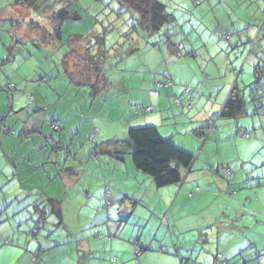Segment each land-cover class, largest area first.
Listing matches in <instances>:
<instances>
[{
  "label": "rangeland",
  "instance_id": "obj_1",
  "mask_svg": "<svg viewBox=\"0 0 264 264\" xmlns=\"http://www.w3.org/2000/svg\"><path fill=\"white\" fill-rule=\"evenodd\" d=\"M41 1L15 4L13 0H0V115L4 116L3 126L15 133H4L0 129L3 141L8 142L9 138L13 142V137L17 138L18 128L28 119L35 126L40 125L42 114L32 111L36 104L32 99L36 96L35 102L44 97L50 105L44 118L58 102L72 106L68 111L76 114L75 119H68L69 127L63 124L65 129L62 128L60 132H48L46 141H51L52 134L64 136L63 132H67L72 134V138L83 139L81 144L85 145L79 148H91L94 143L110 136H124L130 127H141L142 117L158 112V109H154L146 114L142 108L134 105L142 99L140 93L144 94L145 88L153 94L161 91L153 83L161 81L171 84L172 79L174 83L179 81L176 87H189L191 92L188 93L193 94L195 104L190 112L183 114L182 108L172 106L168 109L169 118L161 128L165 132L163 134L168 136L183 125L190 126L182 131L183 134H174L170 140L193 154L192 169L196 176L192 180L189 177L181 184L158 188L160 190L153 187L154 190L148 191V184L145 183L147 189L143 201L151 208L157 203H166L165 210L171 208L170 221L177 213L175 218L181 217L179 225L184 229L192 227L190 222L193 221L202 224L185 234L178 228L175 231L170 228L166 232L164 223L166 231L161 234H166L171 246V240L178 245L177 251L186 254L188 260L184 264H201L204 255L213 256L218 245L216 235L222 229L221 248L231 251L238 247L240 250L245 247V240L251 244L247 255L232 257L233 264H242L243 259L255 256H260V264H264V75L257 80L254 74L257 62L264 61V0H161L173 13L175 21L160 32L134 42L121 35L131 24V19L128 12L118 10L116 0H44L40 4ZM67 3L79 9L82 18L65 22L62 39L57 40L53 36L51 13ZM245 25L250 27L243 29ZM251 31L250 41H247ZM255 41L253 48L251 42ZM88 45L90 53L95 54L97 60L102 57L101 52L105 48L103 61L95 62L98 66L101 63L105 78L111 79L108 90L101 89L94 99L90 97L86 83L73 81L75 75H79L76 79L84 80L81 74L94 78L93 68L88 70L79 66V62L82 66L88 65L81 62L78 54H69L64 59L69 49L76 50L78 46ZM251 47L253 50L249 54ZM136 48L138 50L126 54L127 50ZM188 51L194 54L185 55ZM107 68L111 70L107 71ZM234 83L244 96V109L233 118L220 117L221 105ZM16 103L19 105L13 106ZM91 121L93 126L90 133L95 128L98 130L94 139L85 129ZM211 122L209 129L201 128L202 124ZM46 128L50 131V126H46L45 122L43 129ZM242 132L249 136H244ZM104 133L108 137H104ZM203 134H206L205 139L200 136ZM1 146L0 142V264H37L40 253L37 247L31 249L34 241H27V226L32 225H26V221L17 220L11 215V208L21 200L22 195L19 193L17 197L15 194L19 190L17 179L7 178L11 169L3 168L5 155L2 149L6 145ZM72 146L68 147L69 151H74ZM60 151L66 155L64 149ZM89 158L93 160L92 170L104 176L95 183L97 188L93 191L104 187L103 194L99 200L97 195L91 199L83 198L82 206L78 197L66 199V209L78 205L76 212H80L82 220H79V214L77 222L85 223L87 218L90 221L86 225L96 228L93 226L107 217L106 211L114 208L112 214L119 215L120 212L117 220H113L114 225L122 231L123 238L133 230L141 231L139 226L131 228L124 221L128 216L126 203L130 206L132 201L125 199V205L121 204L119 210L117 203H111L114 201L111 194L113 183L110 185L101 180L109 179L108 176L114 172L115 161L114 164L109 162L108 156L93 155ZM125 163L132 167L128 155L124 163L117 166L119 171H125ZM29 167L27 163L25 167L18 165L19 179L25 174L21 170ZM224 168L230 174H226ZM144 177L150 181L147 176ZM90 181L84 174L80 182ZM106 199H109L110 205H106ZM28 211L33 210L30 208ZM136 212L147 217L143 210ZM19 213L26 214V208L20 209ZM71 214L70 211L68 219L72 218ZM220 218L222 222L215 223ZM41 228L40 233L45 237L48 234L56 239L66 236L65 230L52 231L53 226H49L48 222ZM140 229H143V225ZM151 233L152 228L145 230L146 235ZM33 238L36 240L37 236ZM187 238L190 240L183 241ZM98 242L102 246L101 241ZM158 246L153 250L158 251ZM73 247V244L61 239L58 249L63 252L62 264L82 263L79 251H74L75 256H68ZM176 250L171 249L170 253L175 255V261L179 264ZM28 252L29 258L26 256ZM31 253L37 256L36 261H33ZM214 259V264H226L217 255Z\"/></svg>",
  "mask_w": 264,
  "mask_h": 264
},
{
  "label": "crops",
  "instance_id": "obj_2",
  "mask_svg": "<svg viewBox=\"0 0 264 264\" xmlns=\"http://www.w3.org/2000/svg\"><path fill=\"white\" fill-rule=\"evenodd\" d=\"M247 38L250 39L249 34ZM86 47L87 46H82L80 48L78 46L76 47V50L71 49V54H78L79 56L85 54ZM101 54L102 57L106 55L104 52H101ZM86 62L89 63L88 61ZM87 65L88 66L86 67L88 69L90 64ZM86 67H84L83 69H86ZM71 74L73 75V73ZM74 77L75 78L73 79V81H75V83H78L79 81L85 83V81H88V79H76L78 78L76 75ZM93 79L94 78L89 81H93ZM169 79L172 78L169 77ZM172 81L173 82L171 84L167 85L160 84L161 81L155 82L159 83L158 85L153 83V86L161 89V91L152 94V92L149 93V91H147V89L145 88L146 92L144 94L140 93L143 100L141 99L139 102L134 103V105L139 106V109L142 108L143 111L146 112V114L151 113L154 109H158L157 113L142 117L143 122L139 125L146 126L155 124L153 126L157 127L160 135L164 138L170 139L174 134H183L182 131L190 126L183 125L182 128H177L171 134H167L168 136H165V134H163L165 132H163V128L161 127L164 125L163 123L166 122L169 118L168 114L170 111L168 109H171L172 106H174V108H182L181 114H183V112H190L195 104L193 94L191 95L190 93L189 95V93L185 91L184 87H176V85L180 83L179 81H177L176 83H174L175 80L172 79ZM159 85L163 87L160 88L158 87ZM95 96L91 98L94 99ZM32 100L34 103H36L33 106L32 111L42 114V117L40 119L41 123L39 126H35V124H32L28 119V122H24V126L18 128V133L21 129V131L24 130V133L25 131L28 132L32 129H38V131H40V133L38 132L40 136L37 135L36 131L34 133H29L27 136L19 139L13 137V142L9 138L8 142H4L1 136L0 142L2 143L1 147H3V144L6 145L5 149H2V152L5 155L3 168L11 169L9 170L10 175H7V178L9 179L10 177L11 179L12 177H15L17 179L19 190L15 194L17 195V197L19 193H21L22 195V198L19 201H22V204H18L19 202L17 201V204L15 203L11 208V215L17 220L26 221V225H32V227L29 225L27 226V241H34V245L31 249L37 247V252L40 253V255H38L39 262L37 264H62L61 260L63 257V252L58 248L60 245V241L63 238L66 242H70L74 245L73 250L71 249L69 251L68 256L69 254L75 256L74 251H79V253H81L78 255L82 258L81 264H177L175 261V255L171 254L170 250H176V248H178V245L171 240V246L167 241L166 234H161V232L166 230V232H169L170 228L172 229V231H175L178 228L180 231H183L185 233L187 231H190L193 227L201 226L202 224H197V222L194 221L190 222V225L193 226L190 228H185V230L181 225H179V220L181 221V217L175 218L177 213L173 218H171L170 221L169 214L171 208L169 209V211L165 210V207L167 206L166 203H157L153 208L148 206L149 204H146L143 201V195L145 193V190L147 189L145 187V183L148 184V191L154 190L152 189L153 187L156 189L160 187L154 186L151 180L149 181L148 179H146V177H144V175H141L142 173L140 174L139 171L134 168L132 163V167L125 163V171H119L117 166L120 163H124L125 160L122 162H118L110 156L107 160L111 163L115 161V164L113 162L114 172H112L108 176L109 179L107 178L106 180L104 178H101V180L109 182L110 185H112L111 183H113L111 194L114 201L111 203L113 205L117 203V207H119V210L121 209V204L125 205V199L126 201H132V204L130 202V206L126 203L128 207L122 205V207H125V209L128 211V216L125 217L127 221H124L127 224H130L131 228L132 226H139V230L141 231L135 232V230H133L132 233L123 238L121 236L122 231L117 230V225H114L115 221L113 220H117V216L120 215V212L119 215L117 213L112 214V212L115 210L114 208L108 209L106 211L105 214L107 215V217H105V219H101V222L99 224L93 226L96 228H90V225H86L88 221H90V219L87 221V218L85 219L87 223L77 222V217L79 218L80 214V212H76V210L78 209V205H73V207L66 209V199L71 200L74 197H78L79 200H81L79 202L80 206L83 205V198L91 199L93 198V195H97V199L99 200L105 188L103 187V190L98 189L97 191H93V189L97 188L95 183L100 179V177L104 176L92 170L93 160L90 159L89 156L86 157L87 152L90 151L91 148L88 147L87 149L85 148V150L83 148H79L85 145L81 144L83 142V139L80 140L79 137L72 138V134L63 132L64 136H59L58 133L56 135L52 134L50 136L51 141H46L47 136H49L48 132L52 131L51 129L49 131L48 128H46V130L43 129L45 122L46 126H49L50 122L56 119L59 120L61 129H65L64 125H68L69 127L70 122H68V119H75L76 116L75 113L68 111L72 106L68 107L58 102L56 107L54 106L52 110L50 109L49 115H46L44 118L45 113L48 112L47 107L49 103L44 100V97H42L41 100H38V102H35L37 101V98L36 96H34ZM18 105L19 104L16 103L13 106L17 107ZM77 107L78 106H76V108ZM148 107H153V109L146 110ZM8 113H10L9 109ZM46 117H48V120H46ZM92 123L93 122L91 121L85 127L87 134L90 133V128H92L93 126ZM201 126L202 129L207 128V124H202ZM104 137H108V134L104 133ZM111 137L112 136L108 137L107 139ZM69 146L74 147V151H69ZM61 149H64L66 155L62 153V151H60ZM26 163L30 167L26 168L25 170H21V173L25 172V174L23 175L22 179H19L18 165H23L25 167ZM6 172L7 170L3 171V173ZM84 174H86V176L91 179L89 183L80 182L84 177ZM195 176V173L191 170L190 172L185 173L183 181H187L189 177L192 180L193 178H195ZM92 177H94V180ZM79 183H81L82 185H78ZM48 197L49 199L58 201V203H52L50 200H48ZM46 200L48 201L45 202ZM53 204L56 208L57 205L59 206L58 209L61 212L60 216H57L54 213L53 209L56 208H54ZM172 206L173 204H171V207ZM22 208H26V214L19 213L20 209ZM30 208H32V212L28 211V209L30 210ZM136 210L145 211L147 217L145 218L143 216V213H135ZM70 211L72 212V218L68 219L67 216ZM111 215H115V219ZM161 215L162 217H160ZM81 216L82 215L80 214L79 220H82ZM110 216L112 217V220L110 219ZM102 220H104V222ZM128 221H130V223H128ZM47 222L49 223V226H53L52 231H54L55 229L65 230L66 236L63 235L62 237H59L60 240L56 239L54 236H52V234L51 236L48 234L47 237L43 236L40 233L42 229L41 227H43ZM110 222L112 224H110ZM217 222H222V218L217 220L215 223ZM164 223L166 225V228L164 227ZM98 225H100L101 227H99ZM111 225L112 227L110 228ZM142 225L143 229H140ZM69 226L74 228H70ZM147 228H152V233L149 236L145 234V230H147ZM11 233H13V231H11ZM204 234H206V232H204ZM34 236H37L36 240H34ZM222 238L223 229L216 235L215 241L218 243V245L215 254L213 256L204 255V257L200 260L201 264H214L215 255H217V258L219 255V258L224 259L226 263L233 264L234 260H231L232 257L240 255V257L242 258L244 255H247V253L250 252L248 246H251V244L247 243L248 240H245V247H243L242 249L239 250V248L237 247L231 251H227L223 247L221 248V245L219 244L222 241ZM184 239L183 241L190 240L189 238H187L186 240ZM98 241H101L100 244L102 246L98 245ZM156 245H159L158 251L153 250ZM53 248L56 249L52 250ZM176 252L179 256V264L187 263L188 259L185 256L186 254L182 253L180 250H176ZM208 252L209 251H206L205 253ZM23 254L21 255L23 256ZM29 254L30 253L28 252L26 255L28 256V258ZM192 255L193 253L191 254V257ZM259 257L260 256L256 258L255 256L253 258L243 259L242 264L246 262L247 264H260Z\"/></svg>",
  "mask_w": 264,
  "mask_h": 264
},
{
  "label": "trees",
  "instance_id": "obj_3",
  "mask_svg": "<svg viewBox=\"0 0 264 264\" xmlns=\"http://www.w3.org/2000/svg\"><path fill=\"white\" fill-rule=\"evenodd\" d=\"M35 0H13L15 4L21 3H33ZM44 1V0H43ZM41 1L40 4L44 2ZM118 2V10L121 12H128L130 16V25L127 27L125 32L121 35L126 37V40L134 42L139 38H144L146 36H151L155 33L161 31L168 24H173L175 21V17L170 10L167 9L166 4L161 0H116ZM51 18L54 20L52 22L53 26V36L60 40L63 35V24L67 21H75L80 20L82 18V14L79 9L74 8L72 3H67L53 11L51 13ZM249 26H244L243 29H247ZM249 32V30H248ZM252 33H248L249 35ZM260 32H258L259 34ZM251 38V37H250ZM258 36L255 38L257 41ZM124 40V41H126ZM250 41V39H248ZM255 42L252 46L254 48ZM123 43V42H122ZM103 47V45H102ZM122 47V46H120ZM249 49V54L251 50ZM105 50V48H104ZM103 50V52H104ZM138 50H127L126 54H130L133 51ZM86 53L79 56L81 62L88 61L90 64L88 70L93 68L94 79L91 80L88 75L81 74L82 78H85L88 81L85 83L89 86L90 97H94L101 89L108 90L109 85L111 84L110 78L107 77V80L104 78V73L102 72L100 66L95 61H101L104 59L103 57H98V60L95 57V54L90 53L89 45L86 47ZM72 51H69L65 54L64 59L71 54ZM193 52L188 51L185 52V55H192ZM194 54V53H193ZM97 56V55H96ZM63 59V61H64ZM102 59V61H103ZM66 61V60H65ZM97 63V64H96ZM79 64H81L79 62ZM82 68L86 66L79 65ZM111 70L107 68V71ZM254 74L256 79L258 77H262L264 75V61L260 60L257 62V65L254 69ZM79 77V75H78ZM84 79V80H85ZM84 83V82H83ZM186 92H191L189 87ZM245 100L243 94H241L236 86V83L232 84L230 91L226 95L221 108L219 110L218 116L224 118H233L242 112L244 109ZM151 107L150 110H152ZM4 116H0V126L1 132L15 134L13 130L6 129L3 126ZM58 121L59 120H53ZM214 125V124H213ZM24 126V125H23ZM50 129L52 132H60L62 129L54 130L52 128L53 122H50ZM212 127V122L207 124V128ZM96 132L98 131L97 128ZM95 129L90 133V138L94 139L91 134L95 131ZM22 130V129H21ZM17 134V138H22L27 136L29 133H40L38 129H32L31 131H21ZM243 133V132H242ZM8 134V135H9ZM244 136H249L248 133H243ZM205 139L206 134L200 135ZM108 156L113 158L115 161H124L125 157L128 155L130 157L131 163L134 168L147 176L156 187H163L171 184H180L183 181L184 175L187 172H190L192 169V164L194 160V156L192 153L187 150L177 147L174 145L170 138H164L160 135L156 126H141V127H130L127 129L126 134L124 136H112L104 142L94 143L91 146L90 151L87 152L86 156ZM227 168H224V172ZM226 174H230L226 173ZM52 203H58V201L49 199ZM46 200L45 202H47ZM48 204V203H47ZM54 206V204H53ZM54 206V213L57 216H60V210ZM33 261H36V257L33 253H31ZM38 259V257H37ZM228 264V263H226ZM244 264H247L244 263Z\"/></svg>",
  "mask_w": 264,
  "mask_h": 264
},
{
  "label": "built area",
  "instance_id": "obj_4",
  "mask_svg": "<svg viewBox=\"0 0 264 264\" xmlns=\"http://www.w3.org/2000/svg\"><path fill=\"white\" fill-rule=\"evenodd\" d=\"M160 84H162V85H167V84H169V83H166V82H160ZM185 91H188V89H185ZM178 101V100H177ZM151 109V107H148L146 110H150ZM60 123L58 122V121H53V126H52V128L54 129V130H59L60 129ZM91 136L92 137H95L96 136V129H95V131L91 134ZM225 173H229V171L228 170H226L225 171ZM106 203L107 204H110V201H109V199H106ZM218 258H219V255H218ZM221 264H225V263H221Z\"/></svg>",
  "mask_w": 264,
  "mask_h": 264
}]
</instances>
